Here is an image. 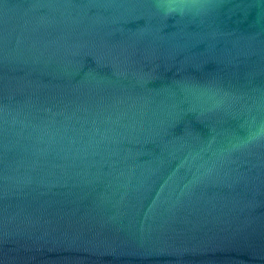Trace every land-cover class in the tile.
I'll use <instances>...</instances> for the list:
<instances>
[{
	"label": "water",
	"instance_id": "water-1",
	"mask_svg": "<svg viewBox=\"0 0 264 264\" xmlns=\"http://www.w3.org/2000/svg\"><path fill=\"white\" fill-rule=\"evenodd\" d=\"M0 264H264V0H0Z\"/></svg>",
	"mask_w": 264,
	"mask_h": 264
}]
</instances>
